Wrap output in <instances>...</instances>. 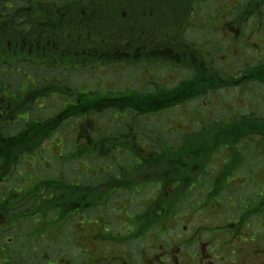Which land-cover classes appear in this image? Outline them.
<instances>
[{
  "label": "flooded vegetation",
  "instance_id": "obj_1",
  "mask_svg": "<svg viewBox=\"0 0 264 264\" xmlns=\"http://www.w3.org/2000/svg\"><path fill=\"white\" fill-rule=\"evenodd\" d=\"M17 62L35 70L13 95ZM124 96L180 109L167 145L238 153L110 154L96 176L68 157L71 173L12 180V126L56 119L61 103V129L101 151L92 117ZM0 148V264H264V0H0Z\"/></svg>",
  "mask_w": 264,
  "mask_h": 264
},
{
  "label": "rangeland",
  "instance_id": "obj_2",
  "mask_svg": "<svg viewBox=\"0 0 264 264\" xmlns=\"http://www.w3.org/2000/svg\"><path fill=\"white\" fill-rule=\"evenodd\" d=\"M155 4L158 5H166L167 6V0H154ZM165 13L167 14V7L164 8ZM156 13V14H155ZM155 13H153V20L156 22V18L159 17V12L156 9ZM156 17V18H155ZM13 65V67H11L9 70L11 72V75L13 77V79L18 78L19 74L17 73L20 72L21 70H23V68L25 70H33V67H31L30 65L27 64H22V65H17L15 66ZM21 68V69H20ZM129 82H126V79H122L121 80V85H128ZM134 85H137V82L134 83ZM36 110L37 107L35 106ZM59 108V106L56 107V105L51 104V109L50 110H57ZM180 111V109L176 110L173 114H177ZM116 113L119 114V112H114L113 109L108 110L103 116H95L93 115L92 117V125L89 127L92 132L99 133V134H103V129L105 130V132L107 134H117V133H127V128H129L128 123L132 124L134 126V128H138L139 130H142L144 132V134H155L156 139L158 142H162L164 140H166L167 138H169L172 133L174 132V129L172 128V123L170 122L169 124H167L169 122V120H167V117H171L173 114L170 115V113L163 112L160 114H153L150 116H144L145 119L139 120L138 118H136L135 116H133L131 114L130 111H126V113H128V115H120L122 118H115L114 116L116 115ZM124 113V112H122ZM47 114V113H46ZM35 117H38L37 112L35 114ZM68 125V123L66 124ZM116 126H119L120 131L116 130V132L114 131L116 128ZM124 126H126V130L124 128ZM102 128V129H101ZM171 129V130H169ZM74 130V129H73ZM15 131V130H13ZM12 132V130H11ZM143 134V135H144ZM69 135H71L72 139H67L69 137ZM142 135V136H143ZM142 136L138 137V141H140V138ZM148 136V135H147ZM152 137V135H150ZM65 139H64V138ZM82 139V138H79ZM102 139V143H104L105 145H101L100 146V150L102 152H105L109 146H111V144L106 141L107 143H105L104 137H101ZM74 131H72V129H62L60 130V132H57L55 134H53L51 137H49L48 139H46V141H44V143H42L41 148L39 150H36L33 154H35V156L32 155H25L23 156V160H21L22 163L19 164L18 167V174L20 170H27L26 172L24 171V176L28 179L27 180V186H30L31 183L33 182V184L36 183L37 175H53V177H55V172L58 173L60 171L65 170V173H71L70 172V168H71V163L70 165L67 163L65 164V167L61 166V161L63 159V157L69 156L71 157V155L73 154V151H75V147L76 144H74ZM145 140H148L147 137H145ZM127 145L129 143H126ZM69 145V148H67V146ZM166 146V145H165ZM95 147L92 146V149H94ZM160 147L158 146V149ZM70 150H73L71 154H67ZM111 150V148H110ZM117 150V149H116ZM115 150V151H116ZM176 151L174 152L177 153V151L180 150V148L175 149ZM167 151L169 153L172 154L173 150L169 149V145H167ZM186 151L187 149H183L182 151L177 153V157H185L186 155ZM246 148L244 149L245 153ZM118 153L120 154V157H132L131 155H129L128 153H126L125 151L119 150ZM237 152H234V154H236ZM82 154V149L81 151H78V156H80ZM173 154V155H174ZM233 154V152L230 151V149L228 147H224L223 152H222V156H226V157H231V155ZM96 152L92 151L91 155H84L82 154L80 157L79 164H78V168L77 171H79V169L84 170L85 172H89L90 174H92V176H96L97 172L101 169L98 166H94L93 164H89V162L86 158L84 157H96ZM172 155V156H173ZM61 159L59 160V163H57V159L56 157H60ZM57 164L55 167L54 172L51 171L50 169H48V166H50L51 164ZM32 166V168H31ZM70 167V168H69ZM40 169L42 170L41 174L36 173L37 170ZM39 171V170H38ZM63 243L62 240L59 241L58 246L60 247V245ZM56 253V252H54Z\"/></svg>",
  "mask_w": 264,
  "mask_h": 264
},
{
  "label": "trees",
  "instance_id": "obj_3",
  "mask_svg": "<svg viewBox=\"0 0 264 264\" xmlns=\"http://www.w3.org/2000/svg\"><path fill=\"white\" fill-rule=\"evenodd\" d=\"M18 94V93H17ZM147 100L146 98H140V101L138 99H135L133 97L129 96H124V97H119V98H108L107 99V105H113L121 107V108H134V102L137 101L138 106L143 109V110H148V111H158L160 108H163L162 106L167 104V98H162V100L155 98L153 100L152 104L150 106H147V104L144 102ZM106 105V104H105ZM59 120L57 119H50L46 122H44L41 125H36L27 128L26 130L20 132V134H15V135H8L6 144L9 145V153L10 157H20L22 155V151H32L42 140L43 137L47 136L50 134L55 128L58 126ZM2 139H3V134ZM108 137L107 139H109ZM6 144L1 145V148L7 146ZM0 148V157L4 154L3 150L1 151ZM26 149V150H23ZM188 150L186 153L191 154L196 148L194 146H188L186 147ZM212 150L211 146H203L200 147L199 150H203V153H206L207 150ZM183 149H180L178 152L182 151ZM176 150L172 151L171 157H177V153L174 154ZM174 154V155H173ZM160 156L156 157H167V151H163L159 154ZM173 155V156H172ZM9 156V155H8Z\"/></svg>",
  "mask_w": 264,
  "mask_h": 264
},
{
  "label": "bare ground",
  "instance_id": "obj_4",
  "mask_svg": "<svg viewBox=\"0 0 264 264\" xmlns=\"http://www.w3.org/2000/svg\"><path fill=\"white\" fill-rule=\"evenodd\" d=\"M66 247H67V245H65V247H64V248L66 249Z\"/></svg>",
  "mask_w": 264,
  "mask_h": 264
}]
</instances>
